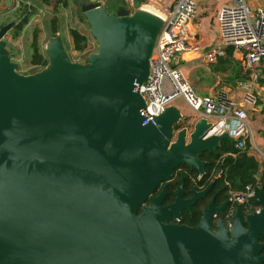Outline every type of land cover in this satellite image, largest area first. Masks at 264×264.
Here are the masks:
<instances>
[{
  "label": "water",
  "instance_id": "95a60500",
  "mask_svg": "<svg viewBox=\"0 0 264 264\" xmlns=\"http://www.w3.org/2000/svg\"><path fill=\"white\" fill-rule=\"evenodd\" d=\"M79 3L97 42L85 62L56 34L47 65L20 73L4 40L15 22L0 27V264H264L262 189L258 210L237 205L216 230L211 202L198 226L169 223L200 195L182 200L184 175L170 204L161 205L166 183L153 194L179 165L203 173L199 155L233 142L202 116L178 127L173 104L142 123L137 88L164 18Z\"/></svg>",
  "mask_w": 264,
  "mask_h": 264
},
{
  "label": "built area",
  "instance_id": "2783aa9c",
  "mask_svg": "<svg viewBox=\"0 0 264 264\" xmlns=\"http://www.w3.org/2000/svg\"><path fill=\"white\" fill-rule=\"evenodd\" d=\"M102 6L105 0H94ZM127 8H133L138 0H121ZM168 8L160 28L155 46L150 57V70L147 79L137 88L142 95L145 107L140 109L145 117L143 124L159 115L172 105L176 98H181L198 116L211 122L210 134L227 133L233 138L235 151L224 152L225 156L235 157L239 152L248 155L261 152L253 140L247 111L236 104L225 91L211 95H201L174 63L175 57L184 51H198L197 44L189 43L188 25L196 15L195 0H173ZM222 46H213L205 51L206 62H214L224 54L223 46L231 45L243 52V62L251 82L262 78L261 65L264 59V9L252 10L244 0H234L232 5L220 6L216 12ZM247 104L256 103V95L248 92L244 96ZM247 142L249 145L247 146ZM260 168L254 180L242 190L230 189V205L224 214L225 223L230 226L237 204H243L245 213L258 210L254 203L257 190L261 186Z\"/></svg>",
  "mask_w": 264,
  "mask_h": 264
},
{
  "label": "crops",
  "instance_id": "0c3cea01",
  "mask_svg": "<svg viewBox=\"0 0 264 264\" xmlns=\"http://www.w3.org/2000/svg\"><path fill=\"white\" fill-rule=\"evenodd\" d=\"M195 2L197 11L195 17L188 25V32L189 43L197 44L199 50H187L179 53L175 57L174 63L180 68L183 75L187 77L199 94L211 95L218 91H225L236 104L242 106L247 111L248 115H256V120L258 117L263 118L264 86L260 85L258 81L251 82L250 79L246 81L237 80L238 75H242L243 72L249 71L244 66L242 50L233 47L232 55L227 56L225 54V47L229 45H225L223 46L224 54L216 61L206 62L203 58V54L207 49L217 45L222 46L216 12L220 6L234 4V0H195ZM244 2L252 10L257 8L264 9V0H244ZM173 3V0H138L132 9L141 6L150 9L164 18L168 12V8H170ZM120 5H124L121 0H105L102 4V6L108 11H114ZM132 9L129 10L131 11ZM81 33L84 34L83 32ZM56 34L59 33L56 32ZM4 40L6 42V47L10 52L5 37ZM261 73L263 76L262 78H264V59L261 65ZM248 92L256 95L257 102L254 105L247 104L244 101V96ZM259 126L262 129L260 138L261 144L264 148V122L259 121ZM254 143L257 148L264 153L255 140ZM262 162H264V160H262Z\"/></svg>",
  "mask_w": 264,
  "mask_h": 264
},
{
  "label": "rangeland",
  "instance_id": "374dc122",
  "mask_svg": "<svg viewBox=\"0 0 264 264\" xmlns=\"http://www.w3.org/2000/svg\"><path fill=\"white\" fill-rule=\"evenodd\" d=\"M20 1L22 0H0V23L6 24L10 21L15 22L18 19L19 10L17 6ZM27 2L30 7L36 9V13L29 17L28 22L21 30L20 36L15 39L11 38L13 27L5 35L10 49V59L18 64L17 71L20 73H33L43 68L31 63L32 41L35 40L39 51L45 53L46 43L52 37L51 30L56 26V22H52L53 19L58 20L59 30L57 33L61 36L66 52L72 61L85 62L88 54L96 51L97 42L91 37L86 20H82L79 17L81 10L79 11L76 0H51L49 4L41 3L38 0H28ZM73 27L78 28L80 32H83L88 37L82 50L74 48L72 36L69 33ZM172 104L181 110L182 117L177 124L178 127L185 126L190 131L197 116L181 98L174 99ZM248 116L254 140L259 148L264 151L260 138L262 129L259 126V121L264 122V117H258L256 120V115L251 114ZM252 154L260 163L261 166L259 168L261 169L262 165H264L261 156L257 152H252Z\"/></svg>",
  "mask_w": 264,
  "mask_h": 264
},
{
  "label": "trees",
  "instance_id": "16d2710c",
  "mask_svg": "<svg viewBox=\"0 0 264 264\" xmlns=\"http://www.w3.org/2000/svg\"><path fill=\"white\" fill-rule=\"evenodd\" d=\"M27 1L28 0H22L18 3L17 6L19 10L17 14L18 19L15 21V25L13 26V33L11 34L12 39L17 38L20 35L21 30L28 22L29 17L34 13H36V9L30 7ZM38 1L44 4H49L51 2V0H38ZM76 2H78V7L80 11L81 9H80L79 0H76ZM79 17L80 19L85 20V18L82 15V12L80 13ZM52 22H56V26L53 27L51 30L52 31L51 35L55 36L56 32H58L59 30L58 20L53 19ZM4 24L0 23V27L3 26ZM69 33L72 36L74 48L76 50H82V48L84 47L85 43L88 40V37L85 34H82L76 27L71 28ZM32 46H33V53H32L31 63L40 67L46 66L48 63V58L46 54L39 51L38 44L35 40L32 41ZM232 53H233V46L229 45L225 47V54L227 56H231ZM248 79H250L249 71L243 72L242 75L237 76V80L239 81H246ZM258 83L264 86V78H259ZM262 112L264 113V109H262ZM248 145L249 143L247 142V146ZM235 150L236 149L233 147V143H230L228 140L224 139L221 141V146L216 150V153L203 152L201 155H199V157L210 160V163L208 164V167L206 169L207 172L212 171L215 160L218 161V165L221 168V177H220L221 182L222 183L226 182L228 184V189L242 190L245 188V186L248 183L253 182L254 175L258 172L259 166L261 165L254 156L248 155L246 151L239 152L235 157L225 156L223 159L220 158L222 153L235 151ZM185 166L187 167V165H179L177 168H181ZM176 169H174V171ZM260 180H261V186L257 190V194L260 189L264 191V165H262L260 170ZM172 196H173V187L168 188V193L165 196V200H171ZM259 240L264 242V234L260 235ZM262 253H264V248L262 250Z\"/></svg>",
  "mask_w": 264,
  "mask_h": 264
},
{
  "label": "flooded vegetation",
  "instance_id": "af4514ba",
  "mask_svg": "<svg viewBox=\"0 0 264 264\" xmlns=\"http://www.w3.org/2000/svg\"><path fill=\"white\" fill-rule=\"evenodd\" d=\"M200 159L208 161L203 167V173H199L196 169H190L188 165L187 167L177 168L175 171L173 170V174L168 180L160 183V185L153 191V194L157 195L161 191L164 183H166L167 193L168 188L173 187V196L171 200H165L164 197L161 203V205L164 206L170 204L174 200L178 188V181L181 176L184 175L182 200H190L194 197V193L200 192V195L195 196L192 201L186 203V206L181 207L178 211V217L172 215L169 223L196 227L205 215V212L209 208V203L211 202L213 211L210 214V224L212 230H216L217 221L225 223L224 214L230 205V189H228V184L226 182L222 183L220 180L221 168L218 165V161L215 160L212 171L207 172L206 169L210 160L203 158ZM237 205L241 206V209L245 214L243 204ZM244 225L246 226L247 224L244 223Z\"/></svg>",
  "mask_w": 264,
  "mask_h": 264
}]
</instances>
